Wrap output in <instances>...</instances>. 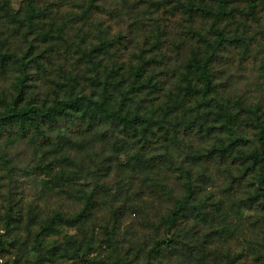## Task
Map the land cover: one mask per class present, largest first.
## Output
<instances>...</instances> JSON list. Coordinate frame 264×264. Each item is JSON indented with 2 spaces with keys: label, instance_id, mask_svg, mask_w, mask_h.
<instances>
[{
  "label": "rangeland",
  "instance_id": "obj_1",
  "mask_svg": "<svg viewBox=\"0 0 264 264\" xmlns=\"http://www.w3.org/2000/svg\"><path fill=\"white\" fill-rule=\"evenodd\" d=\"M8 2L0 89L81 106L58 116L50 140L0 139V263L264 264L263 183L247 157L264 124V0H230L220 18L217 0H194L209 14L186 0ZM105 100L152 116V129L83 116ZM187 181L195 199L166 243ZM56 213L84 216L43 232Z\"/></svg>",
  "mask_w": 264,
  "mask_h": 264
},
{
  "label": "trees",
  "instance_id": "obj_2",
  "mask_svg": "<svg viewBox=\"0 0 264 264\" xmlns=\"http://www.w3.org/2000/svg\"><path fill=\"white\" fill-rule=\"evenodd\" d=\"M230 0H217V13L218 17L222 15H232L233 10L227 8ZM184 7L187 10L191 11H203L205 13H211L212 9L205 4H196L194 0H186L184 3ZM10 9V5L8 0H0V10L8 12ZM217 33L216 42L217 45L220 46L223 44L224 40V31L219 28H214ZM212 46V45H211ZM105 45L102 43L99 48L103 49ZM216 50L217 47H214ZM105 49V48H104ZM13 58L11 52L5 53L1 55L0 53V61L3 65L9 63ZM207 63H204L200 66L202 71V75L205 79L206 87L208 89L212 88V80L211 76L207 73ZM137 77L142 74V68L138 67L135 69ZM17 93L13 95L11 99H9L10 94L0 89V139H4L7 134H15V136H27L29 133L33 135V137L42 136L46 140L51 139V134L49 129L53 125V123L58 121V116L67 115L72 110H78L81 106V102L79 100L67 99L60 100L57 103L50 105H41L32 101H25V90L24 86H17ZM127 98V97H125ZM126 100V99H124ZM223 102H217L219 111L225 113L227 119H235V113L228 107L222 104ZM125 102L114 103L112 104L110 100H105L99 106H94L91 109V112H84L83 116L89 115L90 117L95 116L96 119L105 118L103 120H117L121 119L125 125L134 131L138 129L139 121H142V124H145V129H152L153 123L151 122L152 116H143L139 113L129 114L123 113ZM258 120V119H257ZM160 122V119L157 120ZM256 127L258 128V140L259 145L252 149L247 157L251 160V166L256 171L260 172L262 185V196H263V205H264V124L261 121H256ZM34 131V132H30ZM195 189L190 181L186 182V194L184 197H178L176 199V205L173 208L171 214L166 219L167 223V232L171 235L166 243L173 242V230H175L178 226L179 219L184 214V212L190 207L195 199ZM87 210V209H86ZM84 216L79 214L76 219L70 220L66 219V217L62 216L60 213H56L54 217H52L48 222H46L42 228L43 232H50L51 230L56 228V224L59 222H67L70 225L75 224L80 218ZM13 218V216H12ZM42 232V233H43ZM38 232L36 241L38 246H41V239L38 237L42 234ZM162 248V243L158 242L155 245V250L160 251Z\"/></svg>",
  "mask_w": 264,
  "mask_h": 264
},
{
  "label": "built area",
  "instance_id": "obj_3",
  "mask_svg": "<svg viewBox=\"0 0 264 264\" xmlns=\"http://www.w3.org/2000/svg\"><path fill=\"white\" fill-rule=\"evenodd\" d=\"M0 262H2V258H0ZM0 264H2V263H0Z\"/></svg>",
  "mask_w": 264,
  "mask_h": 264
}]
</instances>
